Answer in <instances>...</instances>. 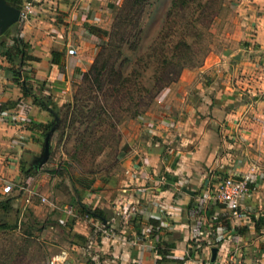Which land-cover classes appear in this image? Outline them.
Masks as SVG:
<instances>
[{
	"label": "crops",
	"instance_id": "0c3cea01",
	"mask_svg": "<svg viewBox=\"0 0 264 264\" xmlns=\"http://www.w3.org/2000/svg\"><path fill=\"white\" fill-rule=\"evenodd\" d=\"M42 1L35 5V18L22 21L17 31L29 55L38 59L26 62L21 75L41 99L46 95L59 96L62 88L67 89L76 81L79 72L88 69L95 43L86 30L75 26L93 24L102 12L100 7L97 10L94 0ZM257 3L264 9V0ZM57 12L59 17L54 19L52 16ZM14 26L7 30L15 29ZM255 28L251 41L258 50H264V14L257 19ZM15 32L12 31L11 38ZM4 33L0 34V45ZM70 50L74 53L69 54ZM53 51L64 52L63 67L50 64ZM258 64L242 61L233 75L222 82L207 88L199 86L201 97L197 104L187 105L185 111L174 112L170 118L178 119L174 128L177 133L165 121L164 129L157 135L160 142L136 147L121 165L122 173L111 172L106 184L96 179L84 183L88 184L86 188L82 184L76 189L77 205L98 209L108 219L103 224L79 214L74 217L79 221L72 230L86 238L96 233L98 251L104 261L210 264L211 250L215 248L214 263L222 262L228 252L237 249L242 257L264 264V228L254 235L256 230L250 220H264V87L260 86L258 95L250 96L255 92L246 89L249 81L242 82L243 72ZM0 67L3 77L0 116L6 113L15 118L13 123L0 121V182L4 177L14 182L21 178L18 165L13 169L8 166L11 164L8 158L12 157L9 152L16 149L19 165L22 154L32 157L28 168L33 170L24 178L31 183L33 174H37L33 165L40 157L41 134L33 125L47 124L50 114L24 96L11 72L12 64L1 55ZM238 70L242 73H237ZM208 89L213 99L205 96ZM139 159L143 164L138 163ZM230 172L252 173L253 177L255 190L242 203L245 217L241 221L207 198L209 184ZM162 178L165 184L159 183ZM87 218L100 225L92 224L95 229L91 230L86 226ZM150 243L155 246L153 251L147 246ZM156 246L171 255L159 262L161 256L156 253Z\"/></svg>",
	"mask_w": 264,
	"mask_h": 264
},
{
	"label": "rangeland",
	"instance_id": "374dc122",
	"mask_svg": "<svg viewBox=\"0 0 264 264\" xmlns=\"http://www.w3.org/2000/svg\"><path fill=\"white\" fill-rule=\"evenodd\" d=\"M94 1L102 11L99 19L75 26L86 30L95 43L91 64L81 73L90 71L94 63L103 67L107 61L109 65L103 74L91 71L87 80L79 75L57 97H42L55 111L58 123L50 138L48 160L35 171L34 181L25 182L33 160L22 154L18 164L21 178L14 182L4 177L0 182V201L12 199L9 223L17 221L15 228L0 231V264H49L52 256L63 253L64 264H94L85 253L86 237L72 231L79 221L74 218L79 217L76 189L82 184L86 188L84 183L96 179L106 184L111 172L122 173L121 165L136 147L160 142L157 135L165 121L171 123V131L176 128L178 119L170 118L174 112L185 111L187 105L197 104L199 86L222 82L242 61L259 63L241 76L242 82L249 81L246 89L255 92L249 95H258L260 86L264 87V50L251 41L257 19L264 14L257 0H143L138 15L133 11V20L121 27L118 36L113 31L116 33L119 13L129 11L133 0ZM59 13L52 17L57 19ZM20 23L3 34L2 43L9 44ZM90 27L107 34L89 32ZM104 43L110 45L109 55L99 57ZM209 89L205 96L213 99ZM52 120L50 115L47 124ZM44 137L41 132L39 156ZM9 154L16 158L18 151ZM59 168L64 170L48 172ZM6 182L27 183L40 197L50 199L53 207L36 195L27 203V194L11 186L6 190ZM64 205L73 209L74 217L63 226L57 220ZM96 223L88 219L86 226L93 230ZM98 255L103 260L100 252Z\"/></svg>",
	"mask_w": 264,
	"mask_h": 264
},
{
	"label": "trees",
	"instance_id": "16d2710c",
	"mask_svg": "<svg viewBox=\"0 0 264 264\" xmlns=\"http://www.w3.org/2000/svg\"><path fill=\"white\" fill-rule=\"evenodd\" d=\"M141 1H143V0H133L132 1V8L129 11H124L122 13H119V17H120L119 19L120 20L118 21L119 23L118 22L116 23V28L114 29L116 31V33L113 31L114 35L118 36L123 32L121 27L124 28V25L126 23H129L133 20L132 17H133V13L135 11H137V15H138V13H139L138 10H139V8L141 9ZM6 2L9 5L14 6V7L19 9L22 6L24 1H22V0H6ZM136 8H137V10H136ZM88 30H89V32H93L96 34H97V32H101L103 35L107 34L104 31H100L99 29H97L95 27H90ZM109 47H110L109 44L104 43L102 45V51L99 53L98 56L99 57H105V56L107 57V55H109V50H110ZM0 55L12 64L11 72L13 74L14 79L18 83V85L21 86L24 96H29L30 98H32L33 104L39 106L43 110H46L52 116L53 120L49 124H38V125L34 124L33 125L34 127L41 130V132H43V134L45 136V134L55 124L54 119L57 118L56 113L47 103H45V101L43 99H41L38 95L35 94L34 89L30 85V83L27 82L26 77L21 75L22 67L25 66L26 62H37L38 59L29 55L28 47L22 41V39L18 37L17 31L14 33V37L11 39L10 45H6L5 43H1ZM50 64L58 66L60 68L63 67L64 66V52L53 51L51 53ZM108 65H109V63L107 61L103 63V67L102 66L97 67V63H94L92 65L90 71H88L87 73L79 72L78 75H80L83 80H87L88 77H90L91 71H96L99 75L103 74V70H106ZM168 78H169L168 80H170V76H168ZM57 123H58V121H57ZM32 170L33 169L30 168L29 172ZM61 170H64V169L63 168H61V169L59 168L58 170L51 169L48 172H50L51 174H57V173H60ZM11 201H12V199H9V198H6V199L0 201V231H6L9 229H12L13 227L15 228V226H16L17 221H15L14 224H11V223H9V219H8V214L12 210ZM77 206H78L79 214L85 215L88 218L96 219L100 222H102L100 218L104 219L106 222L108 220L102 214V212L98 209L88 208L81 203H78ZM250 220H251V223L253 224L254 229L256 231L260 230L261 228H264V220L263 219H257V220L256 219H250ZM155 251L159 256H161V260L159 262H161L162 260H165V258L167 256L171 255L168 252V250L161 249L158 246H156ZM183 260H186V258H184ZM182 262L180 261L179 263H182Z\"/></svg>",
	"mask_w": 264,
	"mask_h": 264
},
{
	"label": "built area",
	"instance_id": "2783aa9c",
	"mask_svg": "<svg viewBox=\"0 0 264 264\" xmlns=\"http://www.w3.org/2000/svg\"><path fill=\"white\" fill-rule=\"evenodd\" d=\"M42 0H24L22 6L19 8L20 17L22 21L28 20L35 14V5L41 3ZM3 82L2 77V68L0 67V86ZM4 122H15V118L8 116L6 113L1 114L0 121ZM8 162L11 164V169L16 168V165L19 164V161L15 157H9ZM138 163L143 164L142 159L138 161ZM16 164V165H15ZM160 184H165L164 179L162 178L159 182ZM6 190L11 186L14 190H18L19 192H23L27 194L25 201L27 203L30 202V199L36 195L39 198V201L42 203H49L51 207H53V203L50 199H45L44 197H40L33 190L29 189L28 184L25 185H17V183H7ZM255 187L253 186V177L252 173L239 175L235 172H230L222 177H219L215 180L212 185V190L210 191L207 198L214 203L221 204L227 211L230 213V216L235 220H243L245 212L242 207V203L245 198H249L254 192ZM21 192V193H22ZM59 209V208H56ZM62 212V216L57 220L59 225H65L67 222V217H74V211L71 207L63 206L60 207ZM96 233L89 235L86 238L85 243V253L90 258V260L94 264H108L106 261L100 260L98 255V243L96 240ZM149 249L153 250L155 248L154 244L147 245ZM63 253L60 256H52L49 264H64L65 257ZM169 258V257H168ZM211 264V263H210ZM213 264H255L252 258L242 257L237 249H234L231 252H228L220 263Z\"/></svg>",
	"mask_w": 264,
	"mask_h": 264
},
{
	"label": "water",
	"instance_id": "95a60500",
	"mask_svg": "<svg viewBox=\"0 0 264 264\" xmlns=\"http://www.w3.org/2000/svg\"><path fill=\"white\" fill-rule=\"evenodd\" d=\"M20 10L14 6L9 5L6 0H0V34L4 33L9 27L14 24L20 23ZM55 124L50 128V130L45 134L43 140V148L40 157L35 161L33 165L34 169L39 171L42 169V166L47 162L50 152V138L54 133V130L57 125V118L54 119ZM103 224H106V221L100 218ZM216 249L211 250L212 258L211 263H214L216 257Z\"/></svg>",
	"mask_w": 264,
	"mask_h": 264
}]
</instances>
